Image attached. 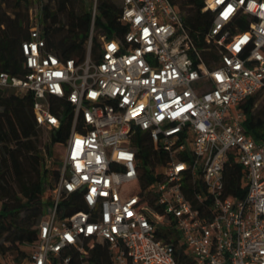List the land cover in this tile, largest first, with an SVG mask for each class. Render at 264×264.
Returning a JSON list of instances; mask_svg holds the SVG:
<instances>
[{
  "label": "built area",
  "instance_id": "2783aa9c",
  "mask_svg": "<svg viewBox=\"0 0 264 264\" xmlns=\"http://www.w3.org/2000/svg\"><path fill=\"white\" fill-rule=\"evenodd\" d=\"M203 2L213 18L199 40L171 0H120L125 32L100 35L95 52L89 39L79 60L46 48L29 9L26 72L0 71V88L31 92L37 126L59 128L67 112L70 130L37 237L0 264H68L72 251L97 264L98 238L105 264H264V143L239 106L264 89V0ZM137 131L155 149L144 166ZM236 163L240 197L225 180Z\"/></svg>",
  "mask_w": 264,
  "mask_h": 264
},
{
  "label": "trees",
  "instance_id": "16d2710c",
  "mask_svg": "<svg viewBox=\"0 0 264 264\" xmlns=\"http://www.w3.org/2000/svg\"><path fill=\"white\" fill-rule=\"evenodd\" d=\"M34 0H0V71L22 76L26 72L20 43L29 37L31 21L29 9ZM36 10L40 35L46 48L62 59H81L91 39V50L98 48L99 36H121L127 26L118 18L121 6L114 0H38ZM179 9L182 21L194 38H200L209 26L213 13L204 9L203 0H171ZM93 18V20H92ZM244 26L243 24H241ZM198 36V37H197ZM198 38V39H199ZM200 40V39H199ZM214 52L206 53L213 56ZM256 93L243 100V125L257 141L264 143V100L262 110H255ZM70 130L65 117L59 128L49 131L44 152L40 148L38 126L32 111V94L6 93L0 88V252L11 253L14 258L25 254L21 245L37 237L38 223L45 212L46 187L58 177V159L44 166V154L55 155L54 144L61 147ZM136 154L141 166L153 161L155 149L147 132L137 131ZM244 170L239 164L229 165L225 171L227 193L242 196ZM69 205L68 202H65ZM82 203L69 205L70 211L83 208ZM89 259L97 264L109 261L107 243L94 241ZM68 264H82L79 255L72 251Z\"/></svg>",
  "mask_w": 264,
  "mask_h": 264
},
{
  "label": "rangeland",
  "instance_id": "374dc122",
  "mask_svg": "<svg viewBox=\"0 0 264 264\" xmlns=\"http://www.w3.org/2000/svg\"><path fill=\"white\" fill-rule=\"evenodd\" d=\"M117 3L120 4V0H114ZM40 2L38 0H34L32 3V7L34 8V10L36 9L37 5ZM5 90L6 93H9L10 90L9 89H2ZM256 100H255V110H262V102L264 100V89L259 90L258 92H256ZM264 111V110H263ZM49 129L45 128V127H40L38 126V137L40 140V148L41 150L44 152V144L48 142L49 139ZM52 148L55 149V155L51 158L48 155L44 154V166L45 167H49L50 165H52V160L54 159L55 162H57V159H59L62 148L59 147L57 144H54L52 146Z\"/></svg>",
  "mask_w": 264,
  "mask_h": 264
}]
</instances>
